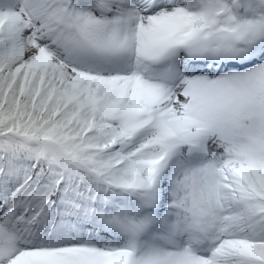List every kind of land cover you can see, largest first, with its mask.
Listing matches in <instances>:
<instances>
[{"label":"snow or ice","instance_id":"snow-or-ice-1","mask_svg":"<svg viewBox=\"0 0 264 264\" xmlns=\"http://www.w3.org/2000/svg\"><path fill=\"white\" fill-rule=\"evenodd\" d=\"M0 264H264V0H0Z\"/></svg>","mask_w":264,"mask_h":264}]
</instances>
